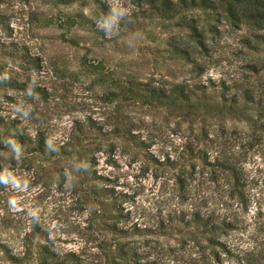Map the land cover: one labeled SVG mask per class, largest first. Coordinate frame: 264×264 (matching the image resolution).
Instances as JSON below:
<instances>
[{
  "label": "rangeland",
  "instance_id": "rangeland-1",
  "mask_svg": "<svg viewBox=\"0 0 264 264\" xmlns=\"http://www.w3.org/2000/svg\"><path fill=\"white\" fill-rule=\"evenodd\" d=\"M193 15L206 29L213 24L205 12ZM178 21L151 17L135 0H0V129L15 126L41 137L48 152L27 154L0 143V173L10 174L7 184L0 183V232H28L38 224L58 244L86 253L108 233L104 208L128 226L144 228L166 224L189 204L222 209L212 169L184 162L195 140L188 124L178 126L179 117L134 102L119 108L117 86L131 76L200 83L213 97L224 87L233 93L253 82L264 99V46L250 49L245 29L217 23L219 32L206 35L207 51L194 56L202 72L192 71L172 47L187 34ZM125 116L138 122L134 133L144 144H100L86 133L88 119L107 135ZM207 118L211 129L252 134L230 116ZM242 135H232L231 143ZM255 136L260 144L240 157L248 217L257 210L264 215V132ZM86 153L94 164L74 162L76 154ZM231 204L228 211L239 210Z\"/></svg>",
  "mask_w": 264,
  "mask_h": 264
},
{
  "label": "trees",
  "instance_id": "trees-1",
  "mask_svg": "<svg viewBox=\"0 0 264 264\" xmlns=\"http://www.w3.org/2000/svg\"><path fill=\"white\" fill-rule=\"evenodd\" d=\"M59 1L71 3L74 0ZM135 3L156 19L179 20L177 25L187 34L172 47L177 57L191 65L192 71L202 72L203 67L194 56L207 51L206 35L219 32L217 23L224 22L231 30L245 29L247 36L243 42L250 49L264 46V0H135ZM196 11L205 12L213 24L207 29L199 24L193 15ZM252 86L253 82L236 86L233 93L224 87L213 97L206 94V86L200 83H171L155 78L141 81L131 76L117 86L119 108L134 102L179 117L175 118L179 120L178 126L188 124L186 130L195 140L187 146L184 162L192 168L201 164L204 169H212L222 189L221 210H202L189 204L177 210L166 224L144 228L138 224L128 226L116 216L111 217L109 210L104 208L107 220L111 221L106 224L108 233L95 251L86 253L58 244L38 224L28 232L12 230L5 235L0 232V264H264V215L257 210L254 216L248 217L244 168L240 161L244 151L260 144L261 138L256 137L255 132H264V118L259 109L263 95ZM256 110L257 118H254ZM212 115L230 116L231 121L243 122L252 134L224 126L211 129L207 117ZM137 125L135 118L125 116L106 135L88 119L86 133L100 144L106 139L138 147L144 142H140L138 134L134 133L139 130ZM195 125L199 126L195 129ZM243 133L247 135L243 136ZM238 134L243 136L238 138V144L231 143L230 137ZM4 142L18 145L27 154L48 153L41 137H31L15 126L0 129V143ZM74 162L92 165L95 160L93 157L88 159L86 153L76 154ZM230 201L231 206L236 204L239 210L228 211L226 206ZM235 233L239 240L231 238Z\"/></svg>",
  "mask_w": 264,
  "mask_h": 264
},
{
  "label": "clouds",
  "instance_id": "clouds-1",
  "mask_svg": "<svg viewBox=\"0 0 264 264\" xmlns=\"http://www.w3.org/2000/svg\"><path fill=\"white\" fill-rule=\"evenodd\" d=\"M9 178H10V174L0 173V183L7 184L9 182ZM11 179H12V182H13L14 185H18L19 184V182L15 179V177H11ZM9 203L12 206H15L16 205V200L12 199V200L9 201Z\"/></svg>",
  "mask_w": 264,
  "mask_h": 264
}]
</instances>
